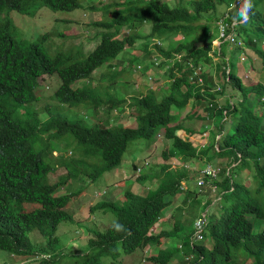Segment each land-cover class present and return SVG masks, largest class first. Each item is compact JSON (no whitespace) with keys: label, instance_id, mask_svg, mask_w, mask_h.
<instances>
[{"label":"trees","instance_id":"16d2710c","mask_svg":"<svg viewBox=\"0 0 264 264\" xmlns=\"http://www.w3.org/2000/svg\"><path fill=\"white\" fill-rule=\"evenodd\" d=\"M82 1L86 0H0V249L15 255L38 254L42 255L41 261L48 260L47 249L58 239L56 231L59 222L63 219H73L71 213L60 208L67 203L70 195H55V191L71 178L78 179L80 183L83 182L84 176L91 175L89 178L94 179L97 176L95 171L99 170V167L121 164L123 154L132 140L145 139V147L148 150L164 129V136L171 140L168 156L175 161H181L186 170H171L166 163L163 165V174H154L153 165L147 163L148 156L141 160L140 153L131 163L132 174H135L137 169L141 171L138 173L141 175L136 178L135 187H138L139 183L144 185L142 181H151L147 193L153 192L152 188L156 191L150 198L144 197L146 194L126 192L125 203L121 207L115 203H101L107 207L105 210L114 212L115 216L108 226L95 230L94 235L89 238L87 256H90V259L83 261V264H100L99 258L107 253L108 249H113L111 247L117 250L121 248L124 254H131L148 242L155 243L160 240L163 234L153 232L154 224L160 222L161 217L171 215L175 206L168 214L165 209L172 203V198L180 193L181 182L194 180L196 173L187 168L190 165L192 168L193 161L195 162L200 154L201 159L212 150V146L204 150L200 146H192L189 141L177 135V131L183 129L192 133L195 129L186 123L194 119L210 123L209 118L204 117L205 113L210 116L222 115V108L216 109V104L208 106V103L203 106L207 112L202 116L198 114L196 103L203 99L204 92L199 84L200 79L190 75L191 69L187 62H191L195 67L201 60L212 59V56H209L211 50L217 52V48L211 46L214 39L211 27L205 25L194 28L191 22L198 19L204 11L215 14L216 3L228 6L231 0H185L174 4L173 7L158 0H124L106 6H102L101 0H87L94 14L101 15V12L108 8L109 14L102 20L94 19L92 22L100 34L97 43L86 53L78 45L73 48H79L81 51L75 54L65 51L50 54L46 45L48 33L32 40L16 39L11 34L13 22L8 15L10 11L34 15L41 8L47 7L53 11L71 12L80 8ZM224 10L217 17V21L224 16ZM254 15L260 23L255 25L256 35L248 33L246 42L260 55L264 68V48L261 46L264 40V13L254 12ZM144 23L151 25V38L158 39L154 44L146 43L143 53L155 54L161 61L156 62L153 59L148 66L145 63L146 67L143 66L141 72L147 71L153 63L154 66L165 63L168 66L165 70L168 77L164 78H168L169 82L165 81L156 88L145 86L134 95L119 99L98 97L95 90L97 85L94 88L74 86L82 79H89L102 61H106L108 68L118 65L110 62L124 51L128 40L144 37L142 33L136 36L130 33L140 28L142 32ZM223 23L226 31L232 30V20ZM250 23L251 20L247 25ZM239 26L243 27L242 24ZM58 32L64 37L67 36L62 28ZM122 32L127 33L119 35ZM178 33L182 34V38L176 40L172 36ZM166 37L170 42L166 47H162L160 41ZM219 49L222 60L215 63L214 69L223 75L222 83H233L243 93L248 89L263 98L264 85L261 82L248 87L242 85L240 78L228 67L227 52L222 43ZM177 54H180L179 59ZM167 58L174 60L168 63ZM51 74H57L60 81L54 91V98L69 109L59 113L53 111L48 119L42 120L39 116L41 109L34 106V102L39 100L34 90L38 86L39 78ZM118 76L119 73H115L113 80ZM209 77L210 75L205 76L203 82H211ZM105 78L106 74L98 81ZM188 102H191L189 112L186 117H180L178 113ZM120 106H128L132 113L130 116L135 120V127H106L97 122L88 123L85 119L90 117L92 120H100L97 113L103 108L106 109L107 115L110 110ZM172 107L178 113H172ZM70 108L83 112L81 116L68 118L66 115L69 114L66 113ZM234 110L235 108L231 112ZM245 110V113L235 119L234 131L224 140H217L219 150L229 148L233 161L237 163H244L252 154V149L259 159L264 157V125L251 110ZM213 121L220 132L221 116H217ZM145 122L147 126L143 125ZM68 149L70 154H66ZM216 152L220 154L221 151ZM216 152L213 151V154H217ZM146 166H150L149 172H144L148 177L142 174ZM59 167H63L67 174L59 176L58 181L53 182L48 174ZM255 169L260 178L257 177L259 186L264 187V165L257 164ZM226 173L227 171H224L223 178L213 179L211 183L223 188L222 191L225 190L222 198L211 214L205 206L201 212H204L203 217L208 219L205 237L213 238L212 246H207L202 241L195 242L194 229L186 237L180 233L183 205L175 207L180 214L174 228L165 229L166 221L160 224L167 237L179 229L176 237V244L179 240L181 242L179 253L187 249V254L179 260L182 262L180 264L185 263V256L189 254L194 256L190 264H235L233 250L238 248H242L246 255L255 257L259 264H264V228L253 232L260 224L248 217L251 214L264 219L263 207L253 196L243 194L247 188ZM194 192L196 191L189 190L187 196L193 197ZM29 202H37L39 206L27 211L24 204ZM204 204L209 205L207 202ZM99 207L100 203L94 206ZM117 224L122 226L121 230H117ZM34 228L45 237L38 249L33 245L30 236V231ZM177 246H172L175 251ZM169 249L170 247L167 249L166 259L155 256L151 257V260L157 259L162 264H169V261H173L169 258ZM180 255L182 257V254ZM176 262L178 261H173V264Z\"/></svg>","mask_w":264,"mask_h":264},{"label":"rangeland","instance_id":"374dc122","mask_svg":"<svg viewBox=\"0 0 264 264\" xmlns=\"http://www.w3.org/2000/svg\"><path fill=\"white\" fill-rule=\"evenodd\" d=\"M123 1L124 0H101V3L102 6H106L108 4H117ZM158 1H165L173 7L174 4L179 2L181 3L185 0ZM252 1L254 2L257 10H264V0ZM89 5L90 3H88L87 0L82 1L81 7L71 12L62 10L53 11L47 7H43L34 15H27L15 10L10 11L8 15L13 22V30L11 29V34H13L12 36L16 39L32 40L44 33H48L46 45L50 54H54L59 51L75 54L81 51L79 48H73L78 45H80L83 52L86 53L93 48L94 44L97 43L100 34L99 29L94 27L92 22L94 19L102 20L104 19V16L109 14V8L105 12L102 11L101 15L94 14V11L89 8ZM215 5H217L215 14H212L211 11H204L198 19L191 22V26L199 28L209 25L213 36L218 37L220 34V26L218 27L217 17L223 13L225 4L216 3ZM201 7L204 8L203 5ZM230 14L233 19H240L241 24L244 26L238 27L237 30L235 29V25L237 23H233L230 26V28H233L234 31H238V38L243 41L242 45L231 43L229 41L222 43L227 52L228 67L240 78L241 84L245 87L259 82L264 85V68H262L260 62L261 57L253 48H251L252 46H249L246 42V35H248V33L256 35L255 25L259 24L260 20L254 17L253 22L246 25L248 23V19L244 20V11L242 7L233 9ZM61 28L64 29V33L67 35L66 37L62 36L61 33L58 32ZM150 32L151 25L147 23H144L142 32L141 28L130 32L135 34V36L141 35L142 33L144 37L139 36L132 39V41L128 40L125 43L123 48L124 51L120 52L119 55H117V57L110 62L118 63V65L108 68L106 61H102L99 68L92 73L93 75H91L94 80H91V77L89 79H82L80 82H76L74 86H88L90 88H94L95 85H97L95 90L97 91L98 97H115L119 99L123 97L128 98L131 95H134L136 91L142 90L145 86L148 88H156L157 86L163 84L165 82L164 79H166L163 77V69L166 70L168 68L165 63L161 66H154L153 63L147 71L141 72L143 71L142 68L145 66V63H147L148 66L150 65V61L152 62L153 59H155L156 62L161 61L160 57L155 58L157 57L155 54L148 52L146 53L147 55H145V53H143L145 51L146 43L154 44L156 39H158V37L151 38ZM124 33L127 32H122L119 35ZM172 37L178 40L182 38V34L178 33ZM168 42H170L168 37L164 40L161 39L160 41L162 47H166ZM219 44L220 40L217 42L212 40L211 46L214 48L216 47L217 52L212 50L209 52V56H212L210 61L201 60L196 67H193L191 63H188L187 66L191 69L190 75L197 76L200 79L199 84L204 92L203 99H200L196 103V109L200 116H202L204 112H207L203 106L207 103L208 106H212L214 99L205 93V91L209 89V86H207V83L203 82L204 77L210 73V77L208 78L209 81H219L218 84L221 85V90H217V88H212V90L215 91L216 94H214V97L218 102L216 109L222 108V115L215 116V114H213V117L216 118L217 116H221L220 123H222V129L220 128L218 136H215V141L212 144V150L208 151V153L201 157V159L200 154L196 161H193L194 164H192V168L191 165L187 168L191 172L193 171L197 173L194 180H190L188 183L184 181L181 182L179 189L180 193L172 198V203L165 209V213L168 214L172 210L173 206L176 207L177 205H183L184 213L182 215V220L179 223V228H181L180 233L186 237L193 230V222L195 227L194 236L197 237L195 242L202 241L207 246H212L213 238L211 236L208 238L205 237V232H207L205 229L201 235L197 232L196 222L198 217L196 216L202 212L204 206L208 207L211 214L219 199L222 198L224 192L221 187L216 188L213 186V188H211V182H204L201 185L196 184V177L201 172H212L213 174L223 178L224 171H227V175L228 171L232 169L229 176H231V178L239 184H243V186L247 188V191L243 192V194H246L247 196L251 195L256 198L259 204L263 207L264 211V187L259 186L260 182H258L257 179L259 176H257V171L255 169L257 164L264 165V157L263 159H259V157L255 154L254 149L251 147L250 149H252V154L244 163L234 162L233 159H231L233 155L230 153L229 148H221V150H219L220 145L217 141L224 140L234 131V125L236 122L235 119L240 114L245 113V108L251 110L258 117V121L264 125V97L261 98L262 96H257L248 89L243 93L233 83H222L221 80H224L223 75L216 72L214 69L215 63L222 60ZM261 46L264 48V40L261 42ZM150 47L154 48L153 46ZM176 57L179 59L180 55L177 54ZM166 60L170 63L174 59L167 58ZM115 73H119V76L113 80ZM105 74L106 78L98 81ZM38 81V86L35 88L34 92L39 97V100L34 102V106L41 109L42 112L39 116L42 117V120L48 119L53 111L55 113H59L60 111H64V109H69L60 104L53 96L54 91L60 83L57 74L44 75L39 78ZM145 90L147 91V89H144V91ZM204 100L207 101V103H205ZM241 102L243 104H241ZM190 108L191 102H188L180 113L172 107V113L175 114L177 112L180 117H186ZM234 108L235 110L231 112ZM105 111L106 109L103 108L97 113V117L100 120H92L90 117H86L85 119L88 123L97 122L106 127L136 126L134 118L130 116L132 113H130L128 106H120L117 109L110 110L107 115ZM81 112H83V110H81ZM81 112H79L78 109L70 108V110L66 113L69 115L66 116L68 118H73L75 115L81 116ZM83 115L85 116L86 113ZM105 117L107 118L104 119ZM189 124H191L195 129L192 133H187L181 129L177 131V135L189 141L192 146H201L204 142L197 137L196 132H202L205 128V123H203V121H199V119H194L193 121L186 123V125ZM143 125L147 126L146 122L143 123ZM209 126L210 128L215 127L214 124H210ZM215 131H218L217 127L215 128ZM156 138L157 140L153 142L152 146L148 150L145 147V139L142 138L132 140L123 154L121 164L106 168L99 167V170L95 171L97 172V176L94 179L89 178L91 175L88 177L84 176L83 182L80 181V183L77 181L78 179L71 178L65 185L58 189L57 193L70 195L69 200L64 205L63 209L71 213L74 220L63 219L59 222L56 231L58 239L52 243V247L47 249V255L49 257L48 260H35L38 258L36 256L38 254L30 256L15 255L11 254L10 251L0 249V264H82L84 260H89L90 256H87L89 253L87 241L94 235L95 230L108 226L109 221L115 216L114 212L105 210L107 207L105 205H101V203L114 202L118 207H121L125 203L126 192L131 191L133 193H142L146 194L144 197L150 198L156 191L152 188L153 192L150 191L151 193H147L149 190L148 186L151 181H142V184L144 185H140L139 183V186L135 187V183L137 182L136 178L141 175H138L141 171L140 169H137L136 173L132 174L131 163L137 159L140 153L141 160L143 157L148 156L147 163H151L153 165L152 173L154 174H163V165L166 163H168L171 170H186V168L182 167L181 161H175L172 157L168 156V148L171 144V140L166 139L164 136V129L161 130V133ZM203 149L204 148H202V150ZM215 149L217 151H221L220 154H213V151L216 152ZM69 151L70 150L68 149L66 154H70ZM54 153L56 152H53V154ZM149 167L150 166H146L142 171V174H144L146 170L149 172ZM64 174H67L65 169L63 167H59L54 172L49 173L48 177L55 182L58 181L59 176ZM144 175L148 177V174ZM190 175L191 174H189V177ZM189 190L196 191L194 192L193 197L187 196ZM183 200L185 201L183 202ZM204 202L209 203V205L204 204ZM96 203H100L99 208H94ZM38 206L39 204L37 202L24 204L27 211L33 210ZM175 207L173 208L171 215L168 214L165 215V217H161L160 222L158 221V223L154 224L152 229L153 232L156 234H163L160 240L155 243L148 242L143 247L140 246V248H136L131 254H124L121 248L120 250H117L116 248L111 247L113 249H108L107 253L103 254L99 258L100 264H162L161 261L159 262L157 259L156 261L151 260L150 257L156 256V258L166 259V253L169 247V253H171V250L174 249V247H172L174 245H178L177 248H181L179 247L181 246L180 240L178 241V244H176V237L179 229L172 232L171 235L167 237L163 233L164 230L160 225L166 221L165 229L171 230L175 227L180 214L178 210H175ZM248 217L251 221H258L260 224V227L255 228V231L253 232H258L264 228L263 218H258L257 216L255 217L251 214H249ZM30 236L36 249H38L39 245L45 241V237L37 228L30 231ZM200 237L202 239H198ZM233 253L235 257L233 261L235 264H259L255 257L246 255L242 248L233 250ZM189 258L190 257H187L185 259L184 264H190L189 262L192 258ZM180 263L182 262L178 261L175 264ZM169 264H173V261H169Z\"/></svg>","mask_w":264,"mask_h":264},{"label":"clouds","instance_id":"9594fccd","mask_svg":"<svg viewBox=\"0 0 264 264\" xmlns=\"http://www.w3.org/2000/svg\"><path fill=\"white\" fill-rule=\"evenodd\" d=\"M239 7H242V9H243V11H244V20L245 19H248V22L251 20L252 22H253V19H254V17H256L255 15H254V12H261V13H264V10H257L256 9V7H255V4H254V2L252 1V0H231V4H229L228 6H225V13H224V16L220 19V20H218L217 21V24H218V27L219 26H222L223 25V22L224 21H226V20H232V23H231V25L233 24V23H237L235 26V29L236 28H238V27H240L239 25L241 24V20L240 19H233V18H231V16H230V13H231V11L233 10V9H235V8H239ZM257 18V17H256ZM251 24V23H250ZM230 25V26H231ZM247 25V24H246ZM249 25V24H248ZM244 26V25H243ZM264 27V26H263ZM219 30H220V34H219V36L218 37H214V39H213V41H218V40H220V44L221 43H223L224 41H229V42H231V43H235V44H238V45H242V39H239L238 38V31H234L233 30V28H232V30L231 31H227V32H231V33H234V36H235V38H236V42H232L229 38H227L226 36H221V29L219 28ZM248 35H246V37H247ZM220 44H219V47H220ZM180 55V54H179ZM156 58V57H155ZM188 63L189 62H187V65H188ZM191 63V62H190ZM191 65H192V63H191ZM196 67V66H195ZM208 86V85H207ZM213 88H217V90H221V85H219V84H217L215 87H213ZM223 89V88H222ZM205 93H207L208 95H210L211 97H213L214 99H213V105L214 104H216L217 105V99H215V97H214V94H216L215 93V91H213L212 90V88L211 87H209V89L207 90V91H205ZM205 103H207V101H205ZM204 115V117H209L210 115H209V113L207 114V113H205V114H203ZM211 118L214 120L215 118L212 116V114H211ZM203 123H205L204 121H203ZM205 125V128L203 129V131L202 132H199V133H197L196 132V135H197V137L201 140V141H203L204 143L200 146L201 148H208V147H210V146H212V144L214 143V138H215V136H218V133H219V129H218V131H215V128L217 127L216 125H215V123H214V125H215V127L214 128H210V126H209V124H207V123H205L204 124ZM218 128V127H217ZM213 134H215V135H213ZM158 136H159V134H158ZM209 143V144H208ZM208 145V146H207ZM203 149V150H204ZM218 154V153H217ZM231 159H232V157H231ZM228 173H229V171H228ZM196 175H197V173H196ZM220 178V176H217L216 174H213L212 172H211V175H205L204 174V172H201L200 174H198V176L196 177V184H198V185H201V184H203L204 182H211V183H213L212 182V180L214 179V180H216V179H219ZM199 180H202V183H199ZM210 183V186H211V188H213V186L214 187H216V188H218L215 184H211ZM59 189V188H58ZM58 191V190H57ZM57 191H55V195H57V194H65V193H57ZM223 192H225V190L223 191ZM69 195V194H68ZM111 203H114V202H111ZM65 205V204H64ZM64 205L62 206V207H60V208H62L63 209V207H64ZM65 210V209H64ZM65 211H67V210H65ZM68 212V211H67ZM204 213V212H203ZM203 213H200L199 215H197L196 217H198V218H203L204 219V226L202 227V230H201V232H199L200 233V235L203 233V231H204V229H205V225H207V219H205L204 217H203ZM116 228H117V230H121V228H122V226L121 225H119V224H117L116 225ZM193 229H194V231H195V227H194V224H193ZM208 238V237H207ZM207 238H205V239H207ZM195 239H197V237H195ZM198 239H202L201 237L200 238H198ZM204 241V240H203ZM200 242V241H199ZM13 254V253H12ZM38 258H36L35 260H42V255H36ZM46 256H48L47 254H46ZM151 258V257H150ZM235 258V257H234ZM46 259V258H45ZM82 264H83V262H82Z\"/></svg>","mask_w":264,"mask_h":264},{"label":"crops","instance_id":"0c3cea01","mask_svg":"<svg viewBox=\"0 0 264 264\" xmlns=\"http://www.w3.org/2000/svg\"><path fill=\"white\" fill-rule=\"evenodd\" d=\"M216 71V70H215ZM217 72V71H216ZM208 75H210V73L208 74ZM163 77H168V73L165 71V69H163ZM162 77V78H163ZM164 81H167V82H169L168 81V78L167 79H164ZM218 82L219 81H215V80H213V81H211V82H205V83H207V85L209 86V87H211V88H213V87H215L217 84H218ZM205 118H207V117H205ZM209 118V120L211 121L210 123H207V124H214V121H213V119L211 118V116H209L208 117ZM185 249V248H184ZM179 250H180V248H176V251L173 249V250H171V253H169V258L171 259V260H173V261H179V260H181L182 258H183V255H185V254H187V249L186 250H184V251H181V253H179ZM180 254H182V257H181V255ZM189 254V253H188ZM187 257H190L189 259H193L194 258V256L192 257V255L190 254V255H187V256H185V259L187 258Z\"/></svg>","mask_w":264,"mask_h":264},{"label":"built area","instance_id":"2783aa9c","mask_svg":"<svg viewBox=\"0 0 264 264\" xmlns=\"http://www.w3.org/2000/svg\"><path fill=\"white\" fill-rule=\"evenodd\" d=\"M221 29V36H226L227 38H229L232 42H236V38L234 36V33H229L225 30V26L224 24L222 26H220ZM205 175H211V172H204ZM199 183H202V180H199ZM204 219L203 218H198L197 222H196V230L197 232H201L202 227L204 226Z\"/></svg>","mask_w":264,"mask_h":264},{"label":"bare ground","instance_id":"6f19581e","mask_svg":"<svg viewBox=\"0 0 264 264\" xmlns=\"http://www.w3.org/2000/svg\"><path fill=\"white\" fill-rule=\"evenodd\" d=\"M147 171V170H146Z\"/></svg>","mask_w":264,"mask_h":264}]
</instances>
